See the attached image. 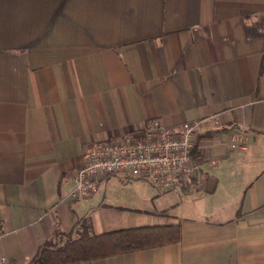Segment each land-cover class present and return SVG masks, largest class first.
I'll return each mask as SVG.
<instances>
[{
	"label": "crops",
	"instance_id": "crops-1",
	"mask_svg": "<svg viewBox=\"0 0 264 264\" xmlns=\"http://www.w3.org/2000/svg\"><path fill=\"white\" fill-rule=\"evenodd\" d=\"M152 120H202L198 191L110 175L69 196L89 145ZM82 223L183 234L81 264H264V0H0V264Z\"/></svg>",
	"mask_w": 264,
	"mask_h": 264
},
{
	"label": "built area",
	"instance_id": "built-area-1",
	"mask_svg": "<svg viewBox=\"0 0 264 264\" xmlns=\"http://www.w3.org/2000/svg\"><path fill=\"white\" fill-rule=\"evenodd\" d=\"M210 118L220 124L218 116ZM201 123L202 120H194L170 125L152 120L136 135L93 142L86 151L85 164L74 177L69 196L89 199L99 190L101 179L110 175L145 179L159 191L195 188L206 171V163L194 158L195 137ZM228 145L233 150L246 149L247 131L235 129Z\"/></svg>",
	"mask_w": 264,
	"mask_h": 264
},
{
	"label": "trees",
	"instance_id": "trees-1",
	"mask_svg": "<svg viewBox=\"0 0 264 264\" xmlns=\"http://www.w3.org/2000/svg\"><path fill=\"white\" fill-rule=\"evenodd\" d=\"M198 162L206 159L196 151ZM62 243L54 240L44 242L29 264H81L95 259L119 255L137 250L155 248L177 243L182 239L180 224H154L127 227L96 234L91 224L82 223ZM5 264H17L11 260Z\"/></svg>",
	"mask_w": 264,
	"mask_h": 264
},
{
	"label": "rangeland",
	"instance_id": "rangeland-1",
	"mask_svg": "<svg viewBox=\"0 0 264 264\" xmlns=\"http://www.w3.org/2000/svg\"><path fill=\"white\" fill-rule=\"evenodd\" d=\"M52 4H53V0H46V6H50V7H52ZM130 181H133V179L132 180H129V182ZM143 181H145L146 183H148V186L149 187H151L152 188V190H155V191H159L156 187H154L152 184H150L148 181H146V180H144L143 179ZM171 191V190H170ZM193 191L194 192H196V191H198V189L197 188H193ZM185 194V192H184V190H180L179 189V195L181 196V195H184ZM68 239V238H67Z\"/></svg>",
	"mask_w": 264,
	"mask_h": 264
}]
</instances>
